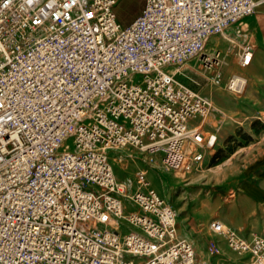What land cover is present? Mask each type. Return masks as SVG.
<instances>
[{
	"label": "built area",
	"instance_id": "2783aa9c",
	"mask_svg": "<svg viewBox=\"0 0 264 264\" xmlns=\"http://www.w3.org/2000/svg\"><path fill=\"white\" fill-rule=\"evenodd\" d=\"M117 5L0 0V264L197 262L149 170L119 180L109 152L133 149L152 169L190 174L217 137L191 125L211 104L177 70L218 66L210 40L259 2L145 0L127 27ZM253 59L247 43L240 66ZM229 89L242 94L243 78ZM211 228L236 257L210 244L217 264H264V230L247 239L217 220Z\"/></svg>",
	"mask_w": 264,
	"mask_h": 264
},
{
	"label": "crops",
	"instance_id": "0c3cea01",
	"mask_svg": "<svg viewBox=\"0 0 264 264\" xmlns=\"http://www.w3.org/2000/svg\"><path fill=\"white\" fill-rule=\"evenodd\" d=\"M256 1L259 2V5L255 15L239 23V25H242L243 29H240L244 34L241 37L240 44H236L233 51L234 56L238 59L241 57L240 47L242 45L250 43L254 47L252 64L247 68H242L240 64L237 65L238 70L236 73L247 78L248 86L245 97L252 101L253 111L259 115L260 121H263L264 0ZM237 29V25H234L229 27L225 33H236ZM218 37L221 36L213 37L210 41L214 43L213 39ZM224 112L236 114L234 110L227 108L224 109ZM216 118L217 115L214 114L212 117L213 122H216ZM207 119L208 117L204 120L192 121L191 125L201 127L205 134L216 133L219 136V146L221 148L226 135L234 133L236 128L225 122L215 123V128L217 127L215 132L213 125H209ZM123 153H125L124 157H121L120 160L129 163L126 152ZM198 153L207 156V162H204L206 165L210 163L213 156H216L215 150L206 148L199 149ZM221 156H231V159L240 156V167L224 170L220 174H210L208 181L198 186H192V183L183 186L184 177L182 174L154 169L160 176L166 178L158 183V192L177 210L178 216L180 215L178 234L180 238L188 239L195 245L197 252L196 264H217L220 261L221 258L213 255L210 244H214L222 250L225 258L236 261L235 255L228 250L222 237L212 230V222L220 221L238 231L247 239H251L253 234H261L264 230V150H258V152L249 150L243 154H240L239 151H231L222 153ZM134 159H141L144 162L140 167H136V171L141 168L148 169L143 157L136 155L130 160L134 161ZM204 163L200 166V169L199 167H193V169H199V172H201ZM151 173L149 170V174Z\"/></svg>",
	"mask_w": 264,
	"mask_h": 264
},
{
	"label": "rangeland",
	"instance_id": "374dc122",
	"mask_svg": "<svg viewBox=\"0 0 264 264\" xmlns=\"http://www.w3.org/2000/svg\"><path fill=\"white\" fill-rule=\"evenodd\" d=\"M131 1L132 0H129V2ZM136 1H140L143 4L145 3V0H136ZM121 2L122 0H118L117 9L119 8ZM125 4L127 5V2ZM241 26L242 25L239 24L237 25L238 29L236 33H232V34L225 33L224 36L214 38L213 39L214 43L210 41L205 50L206 53H210V54L216 53L218 51L221 53L220 56L221 64H219L218 66H213L212 68L213 70L207 69L206 66L203 67H205L204 71L206 70L208 72H212L215 70L214 68H217V70L214 72L215 76H217L219 72H222L221 76L223 77L222 84L224 86V90L221 88V86L212 83L210 81V78L203 77L199 75L197 71L193 70L192 67L196 66L197 63L202 65L200 59L185 64L184 66H182V68L177 70L178 72H183L184 70H186L185 72L179 74V78L181 79V81L184 84L186 83V85L191 87L192 89L200 92L206 98L208 97L212 101L213 108L211 110V113L208 115L207 122L209 125H213L215 132L217 131L216 130L217 127L215 128V125L221 124L223 122L233 125L236 128L234 133L230 135H226L223 145H221L222 146L221 148L219 146V141L217 140V144L213 149L216 151V156H213V158L211 159L210 163H208V165L204 163L205 161L207 162L206 159L207 156H203V161L193 165V167L196 168L199 167L200 169V166L204 163L201 172H199L200 171L199 169L196 170V168H194L190 174L185 175V173H179L182 174L184 177L182 183L183 186L188 183H192V186L202 185L203 183L208 181L210 174H220L224 170L240 167L241 164L240 156H237L235 159H231V156H221L222 153L239 151L240 154H243L249 150L251 151L255 150L256 152H258V150H262V149L264 150V123H263L264 115H262L263 121H260L259 115L253 111L254 109H252L253 108L252 101H250L249 98L245 97L248 83L247 86L245 87L244 92L239 95L231 92L229 89V82L233 77L240 76L242 78H245L244 76L236 73L238 70L237 65L240 64L239 62H241L243 45L240 47L241 49V57H239L240 59L239 58L237 59L234 56V51H233V48L236 46V44H240L241 37L244 34V32L242 31L243 28ZM232 64L235 65L236 70L234 72H227L226 70ZM188 67L190 68L187 69ZM170 69L172 70L173 68L171 67ZM134 81L135 83H140L141 77L137 76ZM226 108L229 110H234L236 114L233 113L226 114V112H224V109ZM214 114L217 115L216 122H213L212 119ZM214 134L217 136L216 133ZM67 144L70 145L71 148L73 147L72 140L68 141ZM123 151H126V153H128L131 156H136V155L140 157L143 156L140 152H136V150L133 149L127 148L126 150ZM109 156L113 164L115 174L119 179H126L128 177L131 179H135L136 177L135 172L137 169L136 167H140V165L144 164V162L141 161V159L138 160L134 159V161H131L129 158L128 159L129 163H126L125 160L121 161L120 160L121 157L124 156V153L122 151H110ZM147 168L152 172L151 174H149L148 178L152 181L153 187L158 191L157 188L158 183L159 182L161 183V181L165 180L166 178L160 176L159 173H157L156 170L152 169L150 166H147ZM179 220H180V215L178 221Z\"/></svg>",
	"mask_w": 264,
	"mask_h": 264
},
{
	"label": "trees",
	"instance_id": "16d2710c",
	"mask_svg": "<svg viewBox=\"0 0 264 264\" xmlns=\"http://www.w3.org/2000/svg\"><path fill=\"white\" fill-rule=\"evenodd\" d=\"M127 2V5L125 4ZM145 7V3L143 4L140 1L132 0H122L120 6L117 11V15L124 26H129L137 17L140 16L143 9Z\"/></svg>",
	"mask_w": 264,
	"mask_h": 264
},
{
	"label": "bare ground",
	"instance_id": "6f19581e",
	"mask_svg": "<svg viewBox=\"0 0 264 264\" xmlns=\"http://www.w3.org/2000/svg\"><path fill=\"white\" fill-rule=\"evenodd\" d=\"M217 64L218 63H216V66H217ZM221 64V63H220ZM204 65L202 64V65H200L199 63H197V65L196 66H193L192 68H193V70H195V71H197L198 72V74L199 75H201V76H203V77H206V78H210V81L212 82V83H214V84H216V85H219V86H221V88L224 90V86H223V84H222V82H223V77L221 76L222 75V72H219V74L217 75V76H215L214 75V72L217 70V68H214L215 70L214 71H212V72H208V71H204V68L205 67H203ZM207 67V69H209V70H213L212 68H213V66H206ZM190 67H188L187 69H189ZM236 70V67H235V65L234 64H232L226 71L227 72H234ZM243 80H244V83H245V87L247 86V83H248V80H247V78L245 77V78H243ZM220 89V88H219ZM245 90V89H244ZM212 92H214V91H212ZM216 93V92H215ZM220 94V93H219ZM208 98V97H207ZM224 98H225V96H224ZM208 100L210 101V104H211V110H212V108H213V104H212V101L208 98ZM230 101V100H229ZM222 103V102H221ZM233 104V103H232ZM225 106V105H224ZM226 107V106H225ZM230 107V106H229ZM221 108V107H220ZM211 110H210V112H209V114L211 113ZM219 111V110H218ZM227 114V113H226ZM217 137V140L219 141V137H218V135L216 136ZM217 144V143H216ZM202 161H203V155H202ZM198 163H200V162H198ZM198 163H194V164H198ZM193 164V165H194ZM219 167V166H218Z\"/></svg>",
	"mask_w": 264,
	"mask_h": 264
}]
</instances>
